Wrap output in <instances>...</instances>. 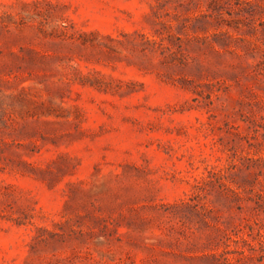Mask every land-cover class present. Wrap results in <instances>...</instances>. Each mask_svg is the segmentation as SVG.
I'll return each instance as SVG.
<instances>
[{
  "label": "rangeland",
  "instance_id": "rangeland-1",
  "mask_svg": "<svg viewBox=\"0 0 264 264\" xmlns=\"http://www.w3.org/2000/svg\"><path fill=\"white\" fill-rule=\"evenodd\" d=\"M0 264H264V0H0Z\"/></svg>",
  "mask_w": 264,
  "mask_h": 264
}]
</instances>
